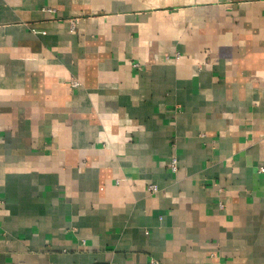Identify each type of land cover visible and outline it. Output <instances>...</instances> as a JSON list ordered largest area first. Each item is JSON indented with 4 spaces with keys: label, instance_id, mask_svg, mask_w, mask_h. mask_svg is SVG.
Returning <instances> with one entry per match:
<instances>
[{
    "label": "crops",
    "instance_id": "1",
    "mask_svg": "<svg viewBox=\"0 0 264 264\" xmlns=\"http://www.w3.org/2000/svg\"><path fill=\"white\" fill-rule=\"evenodd\" d=\"M260 167L264 0H0V264H264Z\"/></svg>",
    "mask_w": 264,
    "mask_h": 264
},
{
    "label": "built area",
    "instance_id": "2",
    "mask_svg": "<svg viewBox=\"0 0 264 264\" xmlns=\"http://www.w3.org/2000/svg\"><path fill=\"white\" fill-rule=\"evenodd\" d=\"M77 20H78L77 18H73V19L69 20V25H70L71 29H74V27H75V25L77 23ZM174 56L178 57V53H176ZM133 66L138 68V69L141 68L138 63H134ZM70 84L72 86H74V87H77L79 85L78 81L75 78H71L70 79ZM176 169H177V159L176 158H172L171 162H170V170L171 171H176ZM259 171L264 172V168L260 167ZM147 190H148V193L150 195H152V194L157 192L158 187H157V185L155 183H151V184L148 185ZM149 264H157V262L151 261Z\"/></svg>",
    "mask_w": 264,
    "mask_h": 264
}]
</instances>
